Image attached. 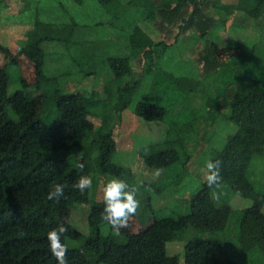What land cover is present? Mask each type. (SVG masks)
I'll list each match as a JSON object with an SVG mask.
<instances>
[{
  "label": "trees",
  "instance_id": "1",
  "mask_svg": "<svg viewBox=\"0 0 264 264\" xmlns=\"http://www.w3.org/2000/svg\"><path fill=\"white\" fill-rule=\"evenodd\" d=\"M203 3L204 0H102L105 14H111L113 19L124 17L127 9L129 15L130 10L133 12V20L130 17L124 20L129 31V52L111 58L109 78L102 82L104 96L117 98L119 111L127 106L132 92L138 88L137 80L122 84L124 76L132 74L130 56L133 53L140 54L143 60L142 73L153 71L171 42L167 24L183 25L188 19L189 23L194 22L204 32L217 26L214 25L216 20L203 12ZM216 4L226 9L227 15L238 13L255 21L264 17V0H237L227 4L216 0ZM138 15L146 19L153 15L154 20L160 17L159 25L167 30L165 37L154 39L143 23L138 21ZM221 18L224 23L226 17ZM77 25L78 22L37 20L28 31L27 42L17 53H23L33 61L37 88L52 79L44 71L46 50L43 43L60 41L69 45ZM80 41L77 40V43ZM78 47L76 49L79 51ZM0 49L6 55L14 56L11 49L1 43ZM242 51L234 58L219 60L209 49L204 53L200 51L199 59L203 62L205 74L220 76L227 71L224 89L229 109L227 117L237 125V129L228 141L227 151H221L214 159L222 161L221 175L240 181L235 192L253 200V204L234 209L227 201V237L224 233V239L216 235L189 239L185 244L183 264H264V175L258 181L250 178L251 161L264 158V60ZM90 53L91 50H82L80 56H74L80 70L85 65L83 56ZM96 67L93 66V71L89 72L98 73L99 67ZM162 70L161 76L171 77L167 69ZM171 79L181 88L188 83L198 82L192 75ZM21 82L24 86L30 84L24 77H21ZM117 82L119 84L113 90L111 83ZM8 86L9 72L6 66L0 65V264H57L49 250L47 233L60 224L68 228L61 237L69 249L68 264H96L100 257H107L113 264H182L178 254H168L166 249L167 242L181 237L187 228L184 224H178L172 216L155 219L146 236L117 235L114 231L106 234L95 225L84 244L68 245L69 239H80L82 232L58 215L64 207L81 202L82 194L71 187L77 181V174L81 170L79 165L83 163L85 171L91 169L86 157L76 165H71L68 157L82 153L79 147L83 144L84 136L94 127L89 118V100L96 92H61L59 86H54L53 92L46 89L37 95H30L22 89L9 93ZM49 93H53L58 120L55 124L47 125V144L42 149L35 129L43 120L39 114L35 117L25 115L23 108L36 98L50 99ZM204 100L203 106L208 102ZM203 106L200 105L198 109ZM135 112L148 120H162L168 109L165 105L142 99L138 101ZM95 139L99 170L105 175L129 179L131 169L113 161L117 148L113 133H99ZM141 156L149 167L168 168L179 159V151L167 137L164 141L148 145L141 151ZM57 183L65 185L64 196L59 202L47 198L48 192ZM258 199L263 202L262 208L255 205ZM194 212L190 211V216ZM228 229L231 230V237H228Z\"/></svg>",
  "mask_w": 264,
  "mask_h": 264
},
{
  "label": "rangeland",
  "instance_id": "2",
  "mask_svg": "<svg viewBox=\"0 0 264 264\" xmlns=\"http://www.w3.org/2000/svg\"><path fill=\"white\" fill-rule=\"evenodd\" d=\"M236 1L220 0L226 4ZM101 2L102 0H0V43L9 47L14 54L6 55L0 49V65L6 66L9 72L8 91L12 93L22 89L27 94L37 95L46 89L53 92L54 86H59L61 92H96L89 100V118L94 127L84 136L83 144L79 147L82 153L68 157L71 165H76L86 157L91 169L89 172L79 170L77 180L80 176H91L93 179V187L82 194L81 202L64 207L58 215L82 232L80 239L68 240L69 246L84 244L95 225L99 226L102 233L109 234L113 231L101 218L104 208L103 188L109 180L119 178L138 189L136 199L140 202L128 227L120 229L119 233L146 236L155 219L172 216L177 219L178 224H184L187 228L181 237L168 241L166 249L168 254H178L183 264L185 244L189 239L212 235L224 239V233L227 237V201L234 209L253 204V200L235 192L240 183L235 177L222 175L219 188H209L204 179L206 161L213 160L221 151H227L228 141L236 132L237 125L227 117L229 109L227 95L224 93L227 71L220 76L205 74L203 62L199 59L200 51L204 53L210 49L217 59L225 60L239 56V51L243 49L263 61L264 17L255 21L238 13L227 15L226 9L218 6L216 0H204L202 10L205 15L216 20L214 25L217 26L204 32L194 22L189 23L188 19L183 25L167 24L171 42L163 52L160 64L153 71L142 73L143 60L140 54L133 53L130 56L132 74L124 76L122 84L137 80L138 88L132 92L127 106L119 111L118 99L104 96L102 82L109 78L111 58L116 54L129 52V31L124 20L128 17L133 20V12L130 10L129 15L127 9L124 17L114 20L111 14H105L106 8ZM152 14L156 15L155 12ZM153 15L147 19L138 15L137 19L154 39H162L167 33L166 27L159 25L160 17L154 20ZM221 17H226L225 24L221 22ZM37 20L79 24L69 45L60 41L43 43L46 50L44 71L52 79L45 81L40 88L35 86L37 77L33 61L25 54L17 53L26 44L27 33ZM210 25L213 24L210 22ZM77 40L81 41L77 43ZM82 50H91V53L83 56L85 65L80 70L74 56H80ZM93 66H97V69L99 67V71L96 69L98 73L89 72L93 71ZM164 68L173 78L192 75L198 82L188 83L183 85L185 88H181L170 76H161ZM21 77L30 84L24 86ZM111 84L114 90L119 82ZM49 95L50 99L36 98L23 108L25 115L35 117L39 114L43 120L35 129L42 149L47 144V125L55 124L58 120L53 93ZM142 99L165 105L168 109L166 117L162 120H148L138 116L135 107ZM204 99L208 102L203 106ZM200 105L203 107L198 109ZM262 109L264 111V98ZM212 115L215 117L212 118ZM107 132L113 133L117 144L113 161L131 169L132 176L129 179L105 175L99 170L95 137ZM167 137L177 147L179 159L168 168L147 166L141 151L151 143L164 141ZM251 164L250 170L255 169L256 172L250 171V178L258 181L264 175V158L259 161L254 158ZM217 194L219 199H216ZM262 203L258 199L255 205L262 208ZM193 210L195 212L190 216L189 212ZM207 228L215 231H208ZM228 232V237H231V230L228 229ZM96 264L113 263L107 257H100Z\"/></svg>",
  "mask_w": 264,
  "mask_h": 264
},
{
  "label": "clouds",
  "instance_id": "3",
  "mask_svg": "<svg viewBox=\"0 0 264 264\" xmlns=\"http://www.w3.org/2000/svg\"><path fill=\"white\" fill-rule=\"evenodd\" d=\"M79 167L83 170L84 164L81 163ZM221 167L222 161L219 159L206 161L204 179L209 188L220 187L223 180ZM71 187L84 194L85 191L93 187V179L91 176H80ZM137 191L136 187L130 186L126 181L119 178L109 180L103 188L104 208L101 212V218L111 226L117 235L120 229L128 227L129 220L136 215L140 207V202L136 199ZM64 193L65 185L57 183L52 186L47 198L59 202ZM216 199H219V194L216 195ZM67 231L68 228L64 224H60L47 233L49 250L57 260V264H68L69 249L61 239Z\"/></svg>",
  "mask_w": 264,
  "mask_h": 264
}]
</instances>
